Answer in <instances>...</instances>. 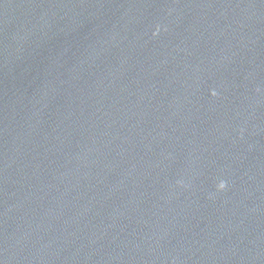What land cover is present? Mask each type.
I'll list each match as a JSON object with an SVG mask.
<instances>
[{"label":"water","instance_id":"1","mask_svg":"<svg viewBox=\"0 0 264 264\" xmlns=\"http://www.w3.org/2000/svg\"><path fill=\"white\" fill-rule=\"evenodd\" d=\"M0 264H264V0H0Z\"/></svg>","mask_w":264,"mask_h":264},{"label":"clouds","instance_id":"2","mask_svg":"<svg viewBox=\"0 0 264 264\" xmlns=\"http://www.w3.org/2000/svg\"><path fill=\"white\" fill-rule=\"evenodd\" d=\"M157 31H159V29H157ZM213 96H216L217 93L215 91H213L211 93ZM227 187V184L225 181H220L219 184L217 185V191H223L225 190V188Z\"/></svg>","mask_w":264,"mask_h":264}]
</instances>
